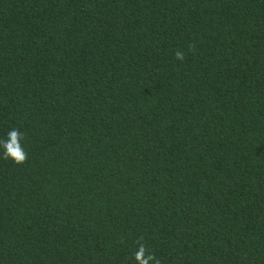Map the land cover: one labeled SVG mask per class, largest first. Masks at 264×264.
Masks as SVG:
<instances>
[{"label":"trees","instance_id":"16d2710c","mask_svg":"<svg viewBox=\"0 0 264 264\" xmlns=\"http://www.w3.org/2000/svg\"><path fill=\"white\" fill-rule=\"evenodd\" d=\"M13 128L0 264H264V0H0Z\"/></svg>","mask_w":264,"mask_h":264},{"label":"clouds","instance_id":"9594fccd","mask_svg":"<svg viewBox=\"0 0 264 264\" xmlns=\"http://www.w3.org/2000/svg\"><path fill=\"white\" fill-rule=\"evenodd\" d=\"M189 51H195V45L190 44ZM174 57L178 61H184L186 54L180 49L175 50ZM25 134L19 129L13 128L7 132L5 139H0V154L5 160L11 159L16 164L26 162L28 155L21 141L24 140ZM141 236L137 241V250L133 253V258L136 264H161L155 253L149 249L143 242Z\"/></svg>","mask_w":264,"mask_h":264}]
</instances>
